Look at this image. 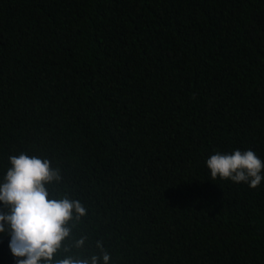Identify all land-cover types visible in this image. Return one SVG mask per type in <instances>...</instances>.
<instances>
[{
	"label": "trees",
	"instance_id": "16d2710c",
	"mask_svg": "<svg viewBox=\"0 0 264 264\" xmlns=\"http://www.w3.org/2000/svg\"><path fill=\"white\" fill-rule=\"evenodd\" d=\"M235 150L264 162V0H0V179L46 157L87 209L52 264H264V180L206 166Z\"/></svg>",
	"mask_w": 264,
	"mask_h": 264
},
{
	"label": "clouds",
	"instance_id": "9594fccd",
	"mask_svg": "<svg viewBox=\"0 0 264 264\" xmlns=\"http://www.w3.org/2000/svg\"><path fill=\"white\" fill-rule=\"evenodd\" d=\"M8 160L10 166L0 179V236L9 238L14 264H52L70 235L69 222L85 216L87 209L67 194L59 198L50 195L48 185L62 179L60 169L53 167L50 159L21 152ZM206 166L212 180L244 182L252 189L264 180V162L252 150L217 152L207 159ZM84 243L81 238L76 247ZM96 248L90 257H67L56 264H111L102 241H97Z\"/></svg>",
	"mask_w": 264,
	"mask_h": 264
}]
</instances>
